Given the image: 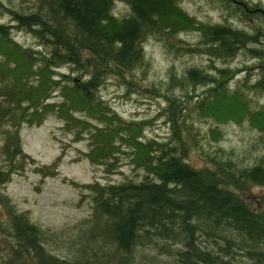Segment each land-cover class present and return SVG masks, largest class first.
<instances>
[{
    "label": "trees",
    "instance_id": "obj_1",
    "mask_svg": "<svg viewBox=\"0 0 264 264\" xmlns=\"http://www.w3.org/2000/svg\"><path fill=\"white\" fill-rule=\"evenodd\" d=\"M115 1L29 0L13 7L0 0V14L9 16L0 21L8 47L0 49L6 162L0 184L11 165L29 156L21 147L22 124H40L50 114L86 139L85 155L107 173L126 159L135 175L82 185L90 211L68 237L71 254L51 251L46 236L58 233L2 193L0 264H264V207L247 196L252 185H264V152L251 157L219 145L210 152L202 143L210 135L218 138L215 125L229 120L247 119L264 137V103L250 107L243 90L228 83L239 70L229 61L241 53L253 62L243 67L250 77L243 76L241 85L264 92V7L222 0L247 22L238 26L200 19L180 0H121L129 11L118 16ZM12 29L30 33L38 46L16 41ZM185 30H195L198 38L186 41L179 35ZM150 36L164 41L168 51L203 54L209 62L189 64L180 73L171 66L164 80L140 84L137 70L148 62L144 42ZM109 78L163 97L165 104L154 118L125 117L100 92ZM211 99L228 108H213ZM160 114L168 132L146 135ZM196 117L214 121L208 132ZM193 148L202 164L189 160ZM58 159L37 170L54 175Z\"/></svg>",
    "mask_w": 264,
    "mask_h": 264
},
{
    "label": "rangeland",
    "instance_id": "obj_2",
    "mask_svg": "<svg viewBox=\"0 0 264 264\" xmlns=\"http://www.w3.org/2000/svg\"><path fill=\"white\" fill-rule=\"evenodd\" d=\"M1 1L13 7L29 5L30 3L29 0ZM242 1L255 8L264 7V0ZM180 5L190 14H194L205 21H224L227 19L238 26H247V22L233 14L231 5L222 0H180ZM113 11L114 14L121 16L129 11V7L124 1L116 0ZM8 19L9 16L6 12L0 14V21H7ZM251 19L254 24L259 23V19L256 20V17ZM11 34L16 41L24 45L38 46L36 39L28 32L12 29ZM179 35L186 41H195L198 38L195 30H185ZM5 44L0 38V49H7ZM144 48L148 62L141 73L137 70V80L140 84L164 80L171 66L177 73H180L189 64L203 63L207 66L209 62L207 56L203 54H178L168 51L164 41L154 36H150L144 42ZM217 63L222 62L220 60ZM251 63H253L252 59H246L241 53L230 60L229 64H236L239 70L229 79L228 83L231 88L242 89L249 106L253 108L264 103V92L259 93L241 85L243 76L250 77L247 68L244 70L243 67ZM249 72H252L251 67H249ZM255 75L253 73V76ZM199 89L201 88L198 87L197 90ZM100 92L115 110L125 117L154 118L160 106L165 104L163 97L153 95L152 98V95L147 92L135 91L134 85L118 84L112 78H109ZM175 92H181V89L175 88ZM209 103L213 108H228L226 105L222 106L223 101L214 104L213 99H211ZM235 107H237L235 108V116L240 119V112L243 110L239 104ZM158 117L154 119L155 123L145 129L146 135L162 136L168 132V126L161 118V114ZM196 119L206 132H208L209 126L214 123L210 118L205 120L196 117ZM62 125V120L54 114L48 115L40 124H22L20 128L21 147L29 156L21 158L24 160L22 161L23 164L16 161L18 163H14L15 167L11 165L10 171L6 172L7 176L6 174L2 175V181H5L0 184V216L5 215L2 202V193H5L10 198L9 202L14 204L16 209L26 210L33 221L52 232L58 233V235L46 236V239H48L47 242L51 251L59 255L71 254L73 248L68 245V237L78 232L77 230L82 225L81 222L89 215V203L84 196L86 189L82 185L95 179L102 182L107 180L118 181L127 175L135 176L126 159L123 160L124 163H121L117 171L107 173L101 164L92 162L85 155L86 139L77 138L64 129ZM215 126L219 130V133L216 132L218 138L210 135L206 141L204 140L202 143L205 149L214 150L213 147L219 145L228 150L234 149L238 153H248L251 157L264 152V137H260L258 128L251 125L249 120L244 119L240 122L229 120L217 123ZM1 141L0 132V143ZM2 151L0 144V167L3 163L6 164ZM57 157L59 159L54 175L43 176L37 170L39 166L52 163ZM188 158L194 164L204 162L200 152L194 148L190 151ZM247 196L256 206L264 207V185H252L249 187Z\"/></svg>",
    "mask_w": 264,
    "mask_h": 264
}]
</instances>
